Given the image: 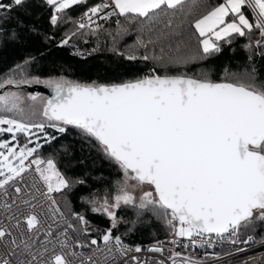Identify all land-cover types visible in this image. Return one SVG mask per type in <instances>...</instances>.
I'll list each match as a JSON object with an SVG mask.
<instances>
[{
	"label": "snow or ice",
	"instance_id": "6c2138e0",
	"mask_svg": "<svg viewBox=\"0 0 264 264\" xmlns=\"http://www.w3.org/2000/svg\"><path fill=\"white\" fill-rule=\"evenodd\" d=\"M28 3L0 0V46L5 39H21L10 26L12 14ZM40 4L50 10L53 32L44 34L46 42L56 40L61 25H72L57 47L98 35L103 30L100 22L113 16L129 22L139 19V31L147 38L138 37L126 51H119L113 37L111 50L131 62L152 61L165 73L152 67L111 83L64 75L42 78L29 71L34 57L0 70V264H99L93 255L83 257L73 250L92 246L102 256L115 249L132 264H145L127 255L143 249L125 245L113 231L121 223L134 230L146 212L164 225L171 237L166 242L176 248L181 239L196 245L206 234L233 244L252 242V235L243 241L240 235L242 228L264 223V80L255 64L239 72L225 67L219 80L212 79L208 69H179L219 54L220 42L230 46L236 37H247L243 47L251 52L257 32L255 48L264 57V0H220L212 6L207 0H98L91 5L88 0H40ZM82 5L84 11L73 18L70 10ZM116 25L117 36L127 33L119 20ZM185 26L193 31L186 33ZM30 31L40 34L34 25ZM140 49L143 54H137ZM73 54L84 55L79 49ZM252 59L250 55L248 60ZM173 68L178 70L168 71ZM25 85H43L53 95L25 96L11 90ZM26 101L31 103L25 105ZM69 126L120 172L110 190L82 197L92 213L108 220L101 233L106 252L95 238L87 243L69 241V230L86 238L91 224L80 212L71 213L75 224L69 222L56 198L59 194L66 200L75 185L86 183L67 177L58 167L57 156L67 153L68 147L41 155L43 147ZM122 207L134 209L137 220L120 217ZM163 243L157 241L147 250L163 254ZM158 264L197 262L173 249Z\"/></svg>",
	"mask_w": 264,
	"mask_h": 264
},
{
	"label": "trees",
	"instance_id": "16d2710c",
	"mask_svg": "<svg viewBox=\"0 0 264 264\" xmlns=\"http://www.w3.org/2000/svg\"><path fill=\"white\" fill-rule=\"evenodd\" d=\"M95 2H98V0H88L89 5ZM218 2L220 0H207L210 6ZM85 7L83 5L74 7L70 10V15L73 18H78ZM245 11L247 15L251 16L248 9H245ZM49 12L50 10L46 6L40 4V0H30V3L25 5L24 8L13 12L14 18L10 26L19 31L21 39L16 42L4 40L2 46H0V70L7 69L16 62H23L27 58L34 57L35 62L31 64L29 71L31 74L40 75L42 78L64 75L68 79L82 82L98 81L111 83L120 82L135 75H142L152 67H156L160 74L165 73L164 68L154 64L152 61L131 62L111 50L113 48V37H115V47L119 51H126L129 46L136 43L138 37L147 38L139 31V19L129 22L124 17L113 16L110 20L105 21L103 30L98 35H89L76 39L73 41L74 46L57 47V42L62 38L64 31L69 30L72 25H61L62 30L55 32L56 40L46 42L44 34L53 32L48 22ZM17 20L21 21L22 25L18 24ZM117 20L128 29L127 33L116 35ZM33 25L39 29V35L30 31ZM185 31L190 33L193 30L185 26ZM109 32L112 33L111 36L108 35ZM258 38L259 34L257 32L253 37V49L251 52L243 47L244 44L249 42L247 37H236L230 46L220 42L222 51L219 54L179 70L191 72L208 69L210 70L211 78L219 80L225 67L230 71L239 72L246 67H250L251 64H255L259 79L264 80V57L257 54L254 44V40ZM192 43H196L195 37H193ZM97 47L98 50L92 52V49ZM77 49L83 52L84 55H74L73 53ZM155 51L159 54L158 47ZM143 52L144 50L140 49L137 54H143ZM151 52L152 46H149V54ZM88 53L91 54L89 55ZM250 55L253 57L251 62L248 60ZM177 70L173 68L168 71L174 73ZM11 90L25 91L22 88H12ZM29 103L31 102L26 101L25 105ZM35 119H43V117L37 116ZM48 131L51 134H55L52 129H48ZM61 145H66L68 152L58 154V167L67 177L83 179L86 183L75 185L68 192L66 200L59 194H57L56 198L60 201L69 222L75 224L76 222L72 219L71 213L80 212L86 215L91 224L90 235L86 238L80 233H74L71 230L69 232L72 234L74 241L80 239L87 243V241L95 238L100 244L103 242L101 233L109 226L108 220L104 216L92 213L89 210V205L83 202L82 197H86L93 191L110 190L113 182L120 178V172L117 166L99 153L95 147H90L81 140L78 131L71 126L68 127L65 134L58 135V139L51 145H45L41 150V155L56 154L55 150L59 149ZM118 215L125 221L137 220L136 211L131 207H122ZM129 227L128 223H121L113 231V235H120L124 244L133 247L139 245L143 248L157 241L163 242L170 237L164 225L151 213L147 212L136 223L134 230L128 231ZM243 230L241 237L246 238L248 235H252L254 237L252 242L264 241V223L257 222L252 228ZM92 247L82 249L89 250Z\"/></svg>",
	"mask_w": 264,
	"mask_h": 264
},
{
	"label": "built area",
	"instance_id": "2783aa9c",
	"mask_svg": "<svg viewBox=\"0 0 264 264\" xmlns=\"http://www.w3.org/2000/svg\"><path fill=\"white\" fill-rule=\"evenodd\" d=\"M100 23L104 25L105 21H101ZM2 215L3 213H0V216ZM57 220L60 223V228H63L64 224L59 221V217ZM53 227L56 228V224H53ZM169 239H171V237L167 240ZM240 239L243 241L246 238H243L240 235ZM167 240L163 241V247L165 249L163 254L149 252L147 249L156 245V243H151L143 247V251L140 253L128 252L127 255L128 257L135 255L139 257L141 261L145 262V264H158L159 260L166 259L170 251L174 249L181 252L182 255L190 257L192 260L196 261L197 264H264V241L257 243L250 242L248 244H233L227 238L221 239L216 237L215 234H211L210 236L206 235L205 238L199 240L196 245H192L186 238L181 239V246L176 248L174 245L168 244L166 242ZM69 241L70 243L74 242L73 236L70 232ZM184 245L188 246L184 247ZM128 246L133 247L131 245ZM94 247L89 250H84L82 248H74L73 250L83 257L93 255L95 259L99 260V264H105V260H107L109 264H132L130 259L126 260L125 257L120 256L115 249H113L112 255L102 256L100 251L93 252ZM100 249L106 252L103 242L100 243ZM113 256H115L114 261Z\"/></svg>",
	"mask_w": 264,
	"mask_h": 264
},
{
	"label": "water",
	"instance_id": "95a60500",
	"mask_svg": "<svg viewBox=\"0 0 264 264\" xmlns=\"http://www.w3.org/2000/svg\"><path fill=\"white\" fill-rule=\"evenodd\" d=\"M22 89L26 91L27 94L39 93L43 96L51 97L53 95L52 90L43 85H32V86H22ZM207 235V234H206Z\"/></svg>",
	"mask_w": 264,
	"mask_h": 264
},
{
	"label": "rangeland",
	"instance_id": "374dc122",
	"mask_svg": "<svg viewBox=\"0 0 264 264\" xmlns=\"http://www.w3.org/2000/svg\"><path fill=\"white\" fill-rule=\"evenodd\" d=\"M22 94H24L25 96L27 95V93H26V91H24V92H21ZM137 196H139L140 195V192H139V190L135 193ZM244 230H243V228L241 229V234H242V232H243Z\"/></svg>",
	"mask_w": 264,
	"mask_h": 264
},
{
	"label": "crops",
	"instance_id": "0c3cea01",
	"mask_svg": "<svg viewBox=\"0 0 264 264\" xmlns=\"http://www.w3.org/2000/svg\"><path fill=\"white\" fill-rule=\"evenodd\" d=\"M249 11V10H248Z\"/></svg>",
	"mask_w": 264,
	"mask_h": 264
}]
</instances>
